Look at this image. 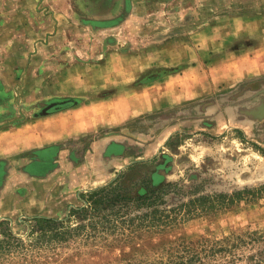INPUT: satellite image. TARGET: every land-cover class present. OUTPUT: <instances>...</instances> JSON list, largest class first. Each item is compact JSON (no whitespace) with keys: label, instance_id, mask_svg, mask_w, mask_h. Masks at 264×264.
<instances>
[{"label":"rangeland","instance_id":"rangeland-1","mask_svg":"<svg viewBox=\"0 0 264 264\" xmlns=\"http://www.w3.org/2000/svg\"><path fill=\"white\" fill-rule=\"evenodd\" d=\"M241 24L264 28V0H0V130L61 99L129 102L188 66L222 75ZM259 77L0 161V228L26 241L1 249L0 264H264ZM112 183L120 199H150L89 211L27 243L32 219L64 220Z\"/></svg>","mask_w":264,"mask_h":264},{"label":"crops","instance_id":"crops-1","mask_svg":"<svg viewBox=\"0 0 264 264\" xmlns=\"http://www.w3.org/2000/svg\"><path fill=\"white\" fill-rule=\"evenodd\" d=\"M260 29L261 26L251 25L250 29L249 25L245 24L230 29L229 35L235 37V44L238 42V45L234 55L227 58L235 59V66L227 68L225 73L217 77L208 75L205 78L199 74L196 76V73H192V66H188L179 72L160 76L144 84L129 102L126 97L113 101L103 98L96 103L81 102L74 107L35 116L34 119L0 130V161L23 156L35 149L39 150L68 139H80L99 129L119 126L150 112L210 96L220 90V87L233 88L246 79L260 78L259 76L264 75V28L261 31ZM253 31L255 34L245 37ZM197 56L198 63H202L199 55ZM228 59L225 58L226 61H229ZM149 83L154 85L150 86ZM259 94L260 92L257 94L258 101L252 106L251 119L253 123L258 122L260 127H264V95L260 98ZM110 139L119 137H100L92 142V147L110 144ZM111 144L115 145V142ZM105 155V159L113 164L125 159L124 155L115 157L110 155L109 151ZM2 165L0 171L6 172V167ZM0 185H3V181Z\"/></svg>","mask_w":264,"mask_h":264},{"label":"trees","instance_id":"trees-1","mask_svg":"<svg viewBox=\"0 0 264 264\" xmlns=\"http://www.w3.org/2000/svg\"><path fill=\"white\" fill-rule=\"evenodd\" d=\"M81 100L72 101L70 104L63 105L58 108H54L53 110H49V113L56 112L65 108L74 107L80 104ZM118 184L112 183L108 186L100 187L98 189L92 190L88 193L87 201L84 206H80L77 208H72L70 215L64 220H58L54 218L48 217H36L32 219L30 223V231L27 235L28 242L32 241H40L45 240L47 236L59 235L61 234L60 229L63 225L65 226L68 221H73V217L79 216L81 214H85L88 217L89 211L98 212L96 216H99V211L101 209H108L111 206H116L121 201H124V204L130 203L132 200L140 202L142 200L150 199L148 193L137 196L136 198H122L121 191L119 190ZM159 190L152 189V195L157 194ZM123 204V203H122ZM106 205V207H104ZM86 218V217H85ZM95 218V217H92ZM91 218V221L93 219ZM62 225V226H61ZM84 226V225H83ZM1 227V224H0ZM81 227V226H80ZM53 228V229H52ZM17 243L18 245H26L25 239L17 236L14 230H3L0 228V250L4 249L6 246H13V243Z\"/></svg>","mask_w":264,"mask_h":264},{"label":"water","instance_id":"water-1","mask_svg":"<svg viewBox=\"0 0 264 264\" xmlns=\"http://www.w3.org/2000/svg\"><path fill=\"white\" fill-rule=\"evenodd\" d=\"M70 100H72V99H61V100H57V101H54V102L50 103L49 104V107L50 108L53 107V106L58 107V105H64L65 103L69 102ZM48 114H50L49 113V109H47L44 112H42L41 113V116L42 115H48Z\"/></svg>","mask_w":264,"mask_h":264}]
</instances>
